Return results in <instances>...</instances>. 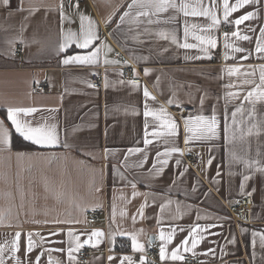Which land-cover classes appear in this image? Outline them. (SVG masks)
Segmentation results:
<instances>
[{
    "label": "crops",
    "instance_id": "0c3cea01",
    "mask_svg": "<svg viewBox=\"0 0 264 264\" xmlns=\"http://www.w3.org/2000/svg\"><path fill=\"white\" fill-rule=\"evenodd\" d=\"M176 2L179 6L182 0ZM183 2L189 12L198 8L209 15L185 17L173 9L154 15L153 8L130 9L132 0H9L6 6L0 0V121L10 132V147L0 145V248L5 264H17V258L21 264H36L37 258L39 264H84L79 257L83 249L91 253L86 264H149L143 256L149 249L157 253L153 264H190L183 260L186 255L196 257L192 264H264L259 241L264 235V171H258L264 168V104L257 103L250 118L252 105L244 99L260 84L264 68V53L255 51L257 42L264 43V4L246 5L225 22L224 0ZM236 2L229 0L230 5ZM129 11L132 15L121 22ZM143 11L149 15L138 16ZM248 12L257 15L235 25ZM81 15L88 18L85 27L89 21L95 25L99 39L89 50L72 45L60 52L63 33H79ZM213 15L220 23L203 31ZM233 32L251 40H240ZM173 34L177 43L171 41ZM194 35H210L217 46L201 52ZM185 42L198 47L178 46ZM226 42L244 51L225 48ZM16 47L22 48L21 55L14 54ZM97 47L95 64L63 63ZM124 66L140 81H124ZM237 68L238 73L229 74ZM94 75L104 80L101 89L92 87ZM145 89L155 99L145 98ZM161 108L167 114L163 119L177 124L175 137L166 135L161 120L144 115L159 114ZM9 109H35L18 118L34 127L55 126L59 143L42 148L26 141L35 148L14 149ZM213 113L219 122L217 138L185 144L190 135L185 120ZM254 124L260 134L253 129L248 135ZM145 139L152 142L146 145ZM173 148L179 151L158 159L157 153ZM187 156L198 162L190 165ZM165 158L168 163L161 165ZM246 197L252 207L236 220L238 204ZM94 211L98 218L90 223ZM173 229L172 241L165 244L161 232L167 237ZM253 232L259 234L255 246ZM17 233L19 249L14 252ZM29 234L36 246L26 256ZM133 236L142 250L133 248ZM126 239L130 249L124 246ZM193 239L200 241L196 248L191 247ZM78 243L82 246L76 249ZM70 247L76 249L72 261ZM177 250L182 259L172 260Z\"/></svg>",
    "mask_w": 264,
    "mask_h": 264
},
{
    "label": "snow or ice",
    "instance_id": "6c2138e0",
    "mask_svg": "<svg viewBox=\"0 0 264 264\" xmlns=\"http://www.w3.org/2000/svg\"><path fill=\"white\" fill-rule=\"evenodd\" d=\"M9 0H3V4L6 6L8 5ZM259 4H264V0H237V2L233 5L229 4V0H224L223 2V16H224V21L228 22L229 16L238 11L239 9L244 8L246 5H259ZM134 7H139V8H153L155 9V12L153 13L154 15L157 13H165L168 12L169 9L176 10L177 12H182L185 17L188 16H208L209 12L207 10L200 11L198 8H193L191 12L188 11L189 5L187 3H184L183 0L177 5L176 0H132V4L129 5V8H134ZM132 13L125 12L123 16H121V22L124 21L125 17L131 16ZM149 13L147 11L139 12L138 16H148ZM257 13L255 12H248L244 15H242L240 18L236 19L234 21L235 25L239 26L243 24L245 21L252 20L256 17ZM81 28L79 33L73 32L72 30H68L67 32L63 33V43L60 44L59 46V51L60 52H65L67 49H69L72 45H75L77 49L81 50H89L93 47L95 41L99 39L96 30H95V25L89 21L87 27L84 25V21L87 20L88 18L81 15ZM134 20L137 19V17L133 18ZM171 19L175 20L176 17L173 16ZM212 24L209 26L208 29H203V31H209L211 27H214L215 25H218L220 21L213 15L211 17ZM197 25L193 24L192 28H196ZM252 31H255V29H250ZM261 36L264 37V28L260 29ZM164 35V34H162ZM189 35V28L187 26V22L185 24V29H184V36L185 39H187ZM233 36L237 37L240 40L244 41H249L251 40V37L248 35H240L238 32H233ZM165 39H168L169 37L167 35H164ZM193 38L197 41H199V46H200V51L204 53H208L210 49H213L217 46V42L215 39H213L210 35L209 36H199V35H194ZM171 41L173 43H177L176 36L173 34L171 36ZM179 47H182L184 49H192V48H197L198 45L196 44H191V43H183L179 44ZM225 48H232L234 52H241L244 51L243 49L239 47L233 48V46L230 43H225ZM255 51L257 53H264V43L257 42ZM100 53V48H95V50L88 51L86 54H76L72 55L68 58H66L63 63L64 64H69V63H80V64H95L98 61ZM197 59H200L201 57L197 56ZM207 58H211L210 56H207ZM227 58V56H226ZM247 59V57H245ZM107 63V61H106ZM261 76H260V84L256 86V89L252 91H248L247 95L244 97L245 100L248 101L249 104L252 105V109L250 111V118L256 114V104L261 103L264 104V68H261ZM229 74L233 73H238L239 69H229L228 70ZM148 73L146 72L145 75ZM244 75H251L250 73H245ZM244 84H250L252 81L245 80L243 81ZM230 87H234V85H229ZM229 96L233 98H240L238 93L230 92L228 93ZM144 97L145 98H151L155 99V97H150V93L147 91V89L144 90ZM168 103H172V101H169ZM203 103V101H201ZM147 107V106H146ZM35 109H9L7 111V119L10 121V123L14 126L15 132L21 136L25 141L31 142L33 145L39 146V147H54L59 143L57 132L55 126H32L30 123L27 122H22L18 117L21 112H24L25 114H30L31 112H34ZM239 112H243V108L238 109ZM144 115L147 116H153L157 120H161V127L167 129L166 135L175 137L177 135V124L174 120L172 119H163L164 116L167 114L165 113L164 109L161 108L160 113H154L150 111H145ZM235 116L236 113H232V119L235 121ZM147 126V121L145 122ZM219 127V122L217 120L216 115L213 113V115L208 118L203 115H197L195 117H188L185 120V132L190 135H186L185 138V144H187L190 140H197V139H214L217 138V129ZM253 129H256L255 134L259 135L260 134V129L258 128L257 125H253L252 128L248 129V135L253 134ZM225 133L228 131L227 123H225L224 127ZM147 135V133H146ZM153 136H160L162 133L160 132H153ZM145 144H149L152 141L145 139ZM0 145H4L5 147H10V132L7 127L4 126L3 122L0 121ZM139 151V149L135 150ZM179 151L177 148L171 149V151H167L164 153H157V157L163 156V157H168L172 154V152ZM146 159V157H145ZM159 163L161 165H166L168 163V160L162 159L159 160ZM177 164H179V161L177 160ZM155 168L156 166L153 165ZM258 171H264V168L258 169ZM250 179L249 176H245L244 180ZM241 188H243V184L241 185ZM183 230V229H181ZM192 232L198 231V229L193 228L191 229ZM175 232V229H173V233L169 234L167 237H165L164 233L161 232L160 234V239L162 241H165V244L170 243L173 238V234ZM56 233H53L55 235ZM72 233L69 232V236H71ZM93 236H101L102 233L100 232H94L92 233ZM253 235V246H255V237L259 235L256 232L252 233ZM78 239V237H77ZM20 240V233H17L15 236V241L13 243V251H18L19 246H18V241ZM133 240V248L134 249H139L142 250V246L138 245L136 243V237H132ZM259 241H260V246L264 248V235H259ZM200 241L193 239L191 242V247L196 248V246L199 244ZM184 245L188 244V241L185 240L183 241ZM36 245L34 244L32 234L28 235V245H27V250L25 255L27 256V253H31ZM82 245L77 244L76 249H79ZM76 249L69 248L68 250V259L70 261L74 260L75 258L72 255V252L75 251ZM188 249L185 248V251ZM160 257L161 260L166 259V248L162 246L160 248ZM127 259V258H126ZM171 259L172 260H178L182 259V257L179 255V251L172 252L171 254ZM0 264H5L4 259H3V248H0ZM17 264H21L19 261V258H17ZM36 264H39V259L37 258ZM51 264V262H50ZM131 264V262H130Z\"/></svg>",
    "mask_w": 264,
    "mask_h": 264
},
{
    "label": "built area",
    "instance_id": "2783aa9c",
    "mask_svg": "<svg viewBox=\"0 0 264 264\" xmlns=\"http://www.w3.org/2000/svg\"><path fill=\"white\" fill-rule=\"evenodd\" d=\"M225 30L226 31H232V27H226ZM22 52H23V50L21 47H16L14 49L15 55H21ZM115 57L117 60H123V58H124L121 53H116ZM123 79H124V81H131V82H135V83L140 81L139 78L133 77V75L131 73V67L130 66H124L123 67ZM91 84H92L93 88L101 89L104 86V80L101 77L94 75L91 79ZM38 89L39 90L43 89V86H39ZM190 111H192V109H190ZM186 159L188 160V163L192 166L198 162V158L196 156H190V157L187 156ZM251 207H252V199L250 197H246L245 199H242L240 201V203L238 204V207H237V210L235 213V219L241 220L242 217H244L246 215V213H248L250 211ZM97 218H98V212L94 211V212L90 213V219H89L90 223H94L97 220ZM124 246L126 249H130L131 241L126 239L124 242ZM90 254H91L90 251H88L86 249L81 250L79 252V257L81 259V262L86 264L89 260ZM156 254L157 253L155 250L149 249L147 251V253L144 254L143 256L147 257L148 260H150L149 264H153L154 263L153 257ZM143 256H139L137 258L138 263L141 260L140 257H143ZM183 260H184V262H188V263L192 264V263L196 262V257L186 255L183 257Z\"/></svg>",
    "mask_w": 264,
    "mask_h": 264
},
{
    "label": "trees",
    "instance_id": "16d2710c",
    "mask_svg": "<svg viewBox=\"0 0 264 264\" xmlns=\"http://www.w3.org/2000/svg\"><path fill=\"white\" fill-rule=\"evenodd\" d=\"M13 147H14V149H31V148H35V146H33V145L29 144L28 142L24 141L15 132H13Z\"/></svg>",
    "mask_w": 264,
    "mask_h": 264
}]
</instances>
